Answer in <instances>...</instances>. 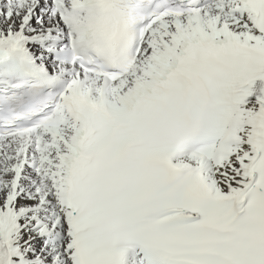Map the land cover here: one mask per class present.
Returning a JSON list of instances; mask_svg holds the SVG:
<instances>
[{
	"label": "snow or ice",
	"instance_id": "obj_1",
	"mask_svg": "<svg viewBox=\"0 0 264 264\" xmlns=\"http://www.w3.org/2000/svg\"><path fill=\"white\" fill-rule=\"evenodd\" d=\"M0 264H264V0H0Z\"/></svg>",
	"mask_w": 264,
	"mask_h": 264
}]
</instances>
